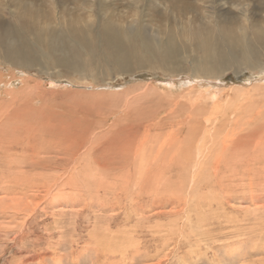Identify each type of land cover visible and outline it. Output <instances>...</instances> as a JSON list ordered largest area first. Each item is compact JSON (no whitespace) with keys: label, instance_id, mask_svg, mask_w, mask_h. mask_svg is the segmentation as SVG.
Listing matches in <instances>:
<instances>
[{"label":"rangeland","instance_id":"374dc122","mask_svg":"<svg viewBox=\"0 0 264 264\" xmlns=\"http://www.w3.org/2000/svg\"><path fill=\"white\" fill-rule=\"evenodd\" d=\"M102 24L153 42L171 33L194 55L183 35L263 28L264 0H0V48L40 29L80 33L93 45L76 56L85 85L65 70L71 84L38 67L0 65V264H264V92L230 91L249 74L230 73L209 85L225 93L196 88L197 104L176 106L185 91L163 90L150 56L132 46L124 70L106 56ZM149 111L158 127L144 118ZM130 127L148 140L143 156L132 143V153L119 145L107 160L90 149L111 135L124 140ZM72 129L84 148L57 153L54 136Z\"/></svg>","mask_w":264,"mask_h":264},{"label":"bare ground","instance_id":"6f19581e","mask_svg":"<svg viewBox=\"0 0 264 264\" xmlns=\"http://www.w3.org/2000/svg\"><path fill=\"white\" fill-rule=\"evenodd\" d=\"M246 18L248 19L247 16ZM82 31L84 32L83 29ZM70 33L74 34L73 32ZM125 33V36H120L121 34L118 33L117 30H112L109 26L102 24L100 28H98V44L100 46L102 43L104 44L103 49L104 52H106V56L112 59L122 70L129 69L128 63L132 62L136 58L137 54L133 53V47L141 50L143 58L150 56V59L154 61V66L158 68V71H161V76L166 78L165 82L161 81V84L163 83L164 85L161 86L162 89L171 92L173 89H175V87H178L181 89V93L185 91L183 96L178 98L179 103L176 101L178 103L176 106L184 104L188 107H192L193 105L197 104L191 95V90H195L196 88L200 89L202 92L207 91L210 93H225L226 91L222 89L216 90V92H214L211 90L209 85L212 87L216 86L215 84L218 80L223 79L227 74L230 73H233L238 79L242 74L241 72L247 71L249 73L246 78L247 87L246 85H240L238 87L230 88V91L238 90L243 93H248L250 97H253L254 92H256V95L258 93L261 95L262 92L260 91L264 92V62H260V60L264 61V27L257 29H253L252 27L249 33H241L239 35L228 34L220 36L221 33H217V37L214 34L215 38L205 30L200 31L198 34L187 33L186 35L182 36V39H192L195 41V45H193L194 55L186 53L183 54V49H189L190 47L186 48L184 45L180 44L177 38L171 33H167L164 39L159 41L155 40V42L151 41L150 38L147 39V36L139 33L138 31L128 30V32L125 31ZM72 34L70 35L69 32L62 31L61 33L52 32L45 35L43 34L42 29H40L33 34L32 40H27L22 36H20L17 40H13L10 37L7 42L1 45L0 65H3L5 62H9L14 65L13 67L16 68L17 71H29L34 67H38V69L35 71L39 73H45L47 76H50V78L56 77L58 80H65L67 83L71 84V82L63 78L64 76L61 71L65 70L73 73V75H76V79L74 80H78L80 82L77 83V85H85V82L87 81L86 79H88V77H86L84 70L76 59V56H78V54L81 52L86 53L93 45H91V43L82 34L79 33L77 36L80 40L76 39L77 37L73 39ZM139 60L142 59H138V61ZM185 63H189L190 68L186 67L184 65ZM93 75L94 73H92V76ZM94 77L95 76L90 78L94 81ZM198 82L205 85H196ZM93 83L94 86L91 85L90 87L92 89L100 87L101 90L102 88L107 90L113 87L106 82H102L101 84L99 82ZM165 83L168 84V86H166ZM261 96L264 98V93ZM168 98L170 97L168 96ZM168 98L163 95L160 102L164 103V101H170L171 99ZM127 106L130 105L127 104ZM80 108H82V106ZM148 113L149 114L147 117H144L146 118V121L152 118L148 122H153V127H158L160 124L159 121L161 119L154 120L156 117V112L154 111H149ZM142 114L139 115L142 116ZM84 115H86V112ZM42 125L47 127L51 126L50 123ZM130 128L131 129H127L128 131L125 133V137L122 134L124 140H121V138L118 137L120 134L111 135L110 138L102 140V143L99 142L100 147L98 144L95 147H90V149L93 150V153L100 150L99 152L100 154L101 152L103 153V160H105L107 157L109 158L112 155L115 156L117 154V147L119 145L121 153L122 151H124V153L127 151L131 152L127 148H129L130 144L132 143L134 147L133 155L135 157L142 155L139 152L140 150L144 149L148 140L143 139L138 141V135H136L134 132L135 128ZM147 128L150 129L149 124L147 125ZM50 129H54V127L51 126ZM73 129L66 133V135L63 137H55L52 135L54 136L52 141V149H56L55 151H57V153H61V151L66 152L70 149H72L74 152H80L82 147L84 148L85 146L86 137L81 131H79V133L77 132L75 135H72L76 133L75 130L73 131ZM60 131L64 133L66 130L63 129ZM237 139L238 138H236V140ZM34 140L35 139L32 141ZM106 140L111 143V145H103ZM171 142L172 139L170 138L166 143L171 144ZM231 142H235V140H232ZM255 145L254 151L259 148L258 142H255ZM230 146H232L230 142L228 145L222 143L221 149L223 151H229L227 148ZM163 147L164 145L161 146L160 151H162ZM262 147L264 146L262 145ZM196 150L198 153L201 152H199V148H196ZM30 151L31 153H34V149H30ZM35 153L37 152L35 151ZM260 156L262 158L264 157V155H258V157ZM140 158L142 159L143 157ZM97 161L100 162L96 159V163H98ZM257 161L263 160L258 158Z\"/></svg>","mask_w":264,"mask_h":264}]
</instances>
